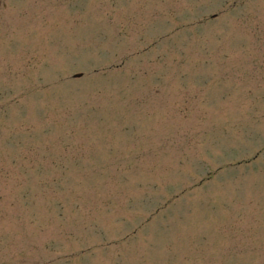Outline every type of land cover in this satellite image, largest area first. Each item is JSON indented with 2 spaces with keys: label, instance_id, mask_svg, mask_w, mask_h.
<instances>
[{
  "label": "rangeland",
  "instance_id": "obj_1",
  "mask_svg": "<svg viewBox=\"0 0 264 264\" xmlns=\"http://www.w3.org/2000/svg\"><path fill=\"white\" fill-rule=\"evenodd\" d=\"M0 264H264V0H0Z\"/></svg>",
  "mask_w": 264,
  "mask_h": 264
}]
</instances>
